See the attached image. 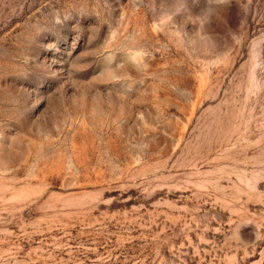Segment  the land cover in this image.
<instances>
[{
    "label": "rangeland",
    "instance_id": "374dc122",
    "mask_svg": "<svg viewBox=\"0 0 264 264\" xmlns=\"http://www.w3.org/2000/svg\"><path fill=\"white\" fill-rule=\"evenodd\" d=\"M0 264H264V0H0Z\"/></svg>",
    "mask_w": 264,
    "mask_h": 264
}]
</instances>
